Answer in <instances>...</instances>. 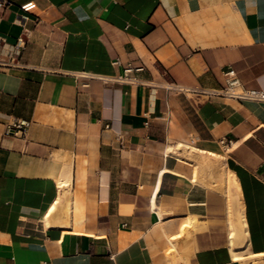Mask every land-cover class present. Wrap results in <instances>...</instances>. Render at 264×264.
Returning <instances> with one entry per match:
<instances>
[{
    "label": "crops",
    "instance_id": "1",
    "mask_svg": "<svg viewBox=\"0 0 264 264\" xmlns=\"http://www.w3.org/2000/svg\"><path fill=\"white\" fill-rule=\"evenodd\" d=\"M3 1L0 264L264 259V103L168 88H264V0Z\"/></svg>",
    "mask_w": 264,
    "mask_h": 264
},
{
    "label": "built area",
    "instance_id": "2",
    "mask_svg": "<svg viewBox=\"0 0 264 264\" xmlns=\"http://www.w3.org/2000/svg\"><path fill=\"white\" fill-rule=\"evenodd\" d=\"M4 4L3 0H0V6ZM33 6L32 3L28 2L21 5V9L27 11ZM1 38V37H0ZM1 51V45H0ZM5 64V62L0 60V65ZM130 68H126L125 72H129ZM224 74V84L217 88H203V87H182L178 84L171 83L168 85V88L177 92V93H185V92H192V93H201L205 94L208 97L213 96H222L234 99L238 102H253V103H264V88H247L242 85L240 82L236 71L227 66L223 70ZM28 126V121L26 120H17L13 124L14 130H19L22 134H25V128Z\"/></svg>",
    "mask_w": 264,
    "mask_h": 264
},
{
    "label": "rangeland",
    "instance_id": "3",
    "mask_svg": "<svg viewBox=\"0 0 264 264\" xmlns=\"http://www.w3.org/2000/svg\"><path fill=\"white\" fill-rule=\"evenodd\" d=\"M178 148L181 151L180 156L185 158L187 155L184 154V149L182 145H178ZM197 152L199 154L202 153L199 151ZM195 172L199 174V176H201V179L204 181L217 179L218 182L220 181L218 189L221 192L225 193V195H231L232 197H235L237 192V185L235 184L232 177L228 173H225L224 157L219 156L216 160L213 161V163L209 165L205 163L203 164L196 162ZM257 256L258 255L244 257L242 255H239L240 261H237V264H251L252 260L257 258L262 259V264H264V259L262 257Z\"/></svg>",
    "mask_w": 264,
    "mask_h": 264
},
{
    "label": "bare ground",
    "instance_id": "4",
    "mask_svg": "<svg viewBox=\"0 0 264 264\" xmlns=\"http://www.w3.org/2000/svg\"><path fill=\"white\" fill-rule=\"evenodd\" d=\"M217 185H218L217 183L213 182V183L210 185V189L215 188ZM44 219H46V218L44 217ZM44 221H45V220H44ZM231 228H232V227H231ZM229 229H230V228H229ZM230 233H232V230H230ZM231 235L233 236V234H231ZM231 235H230V236H231ZM233 257H235L237 260L240 261V257H239L238 254H234Z\"/></svg>",
    "mask_w": 264,
    "mask_h": 264
}]
</instances>
